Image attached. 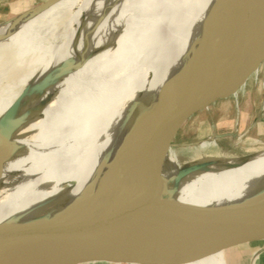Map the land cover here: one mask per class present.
Masks as SVG:
<instances>
[{
  "label": "bare ground",
  "instance_id": "bare-ground-1",
  "mask_svg": "<svg viewBox=\"0 0 264 264\" xmlns=\"http://www.w3.org/2000/svg\"><path fill=\"white\" fill-rule=\"evenodd\" d=\"M217 1L55 0L20 22L0 23V119L24 89L65 61L84 59L40 99L28 97L22 112L32 117L0 141V246L25 223L49 213L63 193L70 202L91 190L98 173L101 180L128 148L137 119L133 109L149 91L156 94L151 108L161 104L166 83L195 52ZM41 101L46 104L37 114ZM73 130L71 142L93 132L82 155L64 160L62 138ZM107 137L105 149L92 155L98 152L95 140ZM211 137L188 145V162L209 151L218 161L177 184L175 198L189 208L206 190L256 194L264 188V149L247 159L225 157ZM181 167L170 147L160 175L171 181ZM206 262L218 264L217 252L187 264Z\"/></svg>",
  "mask_w": 264,
  "mask_h": 264
},
{
  "label": "water",
  "instance_id": "water-1",
  "mask_svg": "<svg viewBox=\"0 0 264 264\" xmlns=\"http://www.w3.org/2000/svg\"><path fill=\"white\" fill-rule=\"evenodd\" d=\"M54 1L11 20L34 16ZM83 61L67 60L24 89L0 119V141L32 117L22 112L28 97L40 99ZM263 61L264 0H218L195 52L166 83L161 104L151 108L156 94L149 91L133 109L137 119L127 150L101 180L99 173L95 176L87 194L69 202L63 193L60 210L52 205L49 213L25 223L0 246V264H181L219 251L229 264L238 250L259 257L264 253V188L227 205L189 208L175 198L177 184L218 161H190L171 181L160 170L182 127L245 86ZM45 104L39 103L37 114Z\"/></svg>",
  "mask_w": 264,
  "mask_h": 264
},
{
  "label": "rangeland",
  "instance_id": "rangeland-1",
  "mask_svg": "<svg viewBox=\"0 0 264 264\" xmlns=\"http://www.w3.org/2000/svg\"><path fill=\"white\" fill-rule=\"evenodd\" d=\"M264 61L261 63L259 67V72L255 77H251L247 82L244 90L242 92H238L236 96L231 94V96L221 99L216 103L212 104L208 110H203L193 116L180 130L177 137L174 140L176 146L173 149L178 153L179 159L182 165L188 163L189 159L193 156L188 150L189 147L187 144L196 143L203 139L209 138L214 133H220L226 131L227 128L233 129L234 120L240 114H244V125L248 126V122L251 119V115L253 114L251 111V103H248V97L254 99L256 101V113L262 112L264 114V110H261L264 101ZM145 99V96L139 100L138 105ZM238 106V107H237ZM244 127V128H245ZM242 128V130L244 129ZM73 132H68L63 138V159L67 160L70 156H79L83 154V149L86 144L89 142L91 138V134L93 131L88 132L86 136L76 141L71 142V138ZM70 134V136H69ZM90 135V136H89ZM242 135V136H241ZM240 137H236V139L227 138V141H217L218 150L223 153L225 157H246L248 155L254 154L258 151L264 149V141L256 140L251 132L249 133H241ZM89 136V137H88ZM69 139V140H68ZM110 138H105L104 142L99 143V140H95L97 142L98 152H93L92 155H98L99 152L105 149L106 144L109 142ZM66 141V142H65ZM65 142V143H64ZM71 144V145H68ZM74 144V145H73ZM66 146V147H65ZM66 148V149H65ZM74 152H73V151ZM70 151H72L70 153ZM70 154V155H69ZM217 153L213 151L205 152L202 159L206 160L216 158ZM65 155V156H64ZM242 189V188H238ZM224 193V201H231L230 191L226 192L222 190ZM210 192H203L199 196L196 197V202L200 200L202 196L209 195ZM195 208H198L195 204ZM158 264H172L166 262H160ZM181 264H187L181 263ZM206 264H208L206 262Z\"/></svg>",
  "mask_w": 264,
  "mask_h": 264
},
{
  "label": "crops",
  "instance_id": "crops-1",
  "mask_svg": "<svg viewBox=\"0 0 264 264\" xmlns=\"http://www.w3.org/2000/svg\"><path fill=\"white\" fill-rule=\"evenodd\" d=\"M47 0H0V23L7 22L11 19H14L24 13H27L37 5L45 2ZM248 103H251L252 115L251 119L248 122V126L245 127L244 125V114H240L236 117L234 120V126L231 130L230 128H227L226 131L220 132V133H214L216 134H226L225 137L216 139V141H227V138L230 139H238L240 137L241 133H249L251 132L252 135L258 136L255 137V139L259 141H264V114L260 111V113H256V101L254 99H251L248 97L247 100ZM238 107V106H237ZM261 110H264V101L263 105L261 107ZM245 127V128H244ZM242 128H244L242 130ZM212 135V136H213ZM242 136V135H241ZM264 143V142H263ZM227 190L230 191V197L228 196V199L231 198V201H224V193ZM204 192H210L207 196H202L198 203L196 202V197L199 196L198 194L195 199L194 203L197 205L198 208H211V207H219L223 205H227L230 203L241 201L245 198H248L252 195H254L253 191H248L244 189H210L206 190ZM222 252V251H221ZM217 258H218V264L221 261V264L224 263V253L222 252V257L220 256V252H217ZM212 264V263H209ZM229 264H264V253H262L257 258H251L249 256V252L245 250H238L234 251L229 256Z\"/></svg>",
  "mask_w": 264,
  "mask_h": 264
}]
</instances>
